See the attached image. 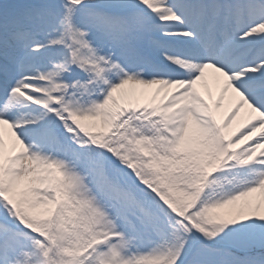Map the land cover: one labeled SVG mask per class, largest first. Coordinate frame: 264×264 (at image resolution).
<instances>
[{"label": "snow or ice", "instance_id": "6c2138e0", "mask_svg": "<svg viewBox=\"0 0 264 264\" xmlns=\"http://www.w3.org/2000/svg\"><path fill=\"white\" fill-rule=\"evenodd\" d=\"M0 264H264V0H0Z\"/></svg>", "mask_w": 264, "mask_h": 264}]
</instances>
